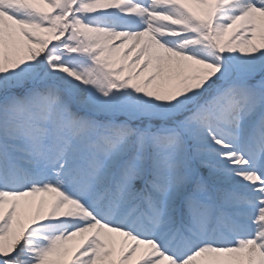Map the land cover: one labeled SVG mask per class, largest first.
<instances>
[{
    "label": "snow or ice",
    "instance_id": "6c2138e0",
    "mask_svg": "<svg viewBox=\"0 0 264 264\" xmlns=\"http://www.w3.org/2000/svg\"><path fill=\"white\" fill-rule=\"evenodd\" d=\"M0 264H264V0H0Z\"/></svg>",
    "mask_w": 264,
    "mask_h": 264
}]
</instances>
